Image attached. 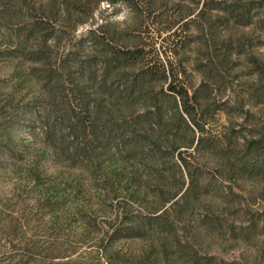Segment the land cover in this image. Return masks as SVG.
Listing matches in <instances>:
<instances>
[{
  "label": "trees",
  "instance_id": "1",
  "mask_svg": "<svg viewBox=\"0 0 264 264\" xmlns=\"http://www.w3.org/2000/svg\"><path fill=\"white\" fill-rule=\"evenodd\" d=\"M213 9L229 21L259 15L264 22V0H203L197 15ZM49 21L31 17L18 28V40L0 51V67L3 62L7 67L0 85L6 89V102L0 100V154L16 156L14 134L26 123L43 148L27 151L25 181L39 188L49 208L61 209L69 199L90 206L87 182L102 201L121 198L143 209L129 214L116 208L121 227L99 235L96 249L74 248L55 264H203L193 242L169 227L192 199L215 200L209 187L218 181L206 166L264 173L256 158L261 143L245 139L243 127L225 110L231 100L220 97L212 82L203 78L187 87L180 77L187 75L182 61L164 59L156 46L115 44L108 22H102L60 51L67 47L61 29ZM223 116L226 122L216 128ZM213 206L205 207L206 215ZM56 214L52 219L59 225L70 220ZM96 221L83 219L86 227L98 228ZM31 254L22 253L25 264L37 260Z\"/></svg>",
  "mask_w": 264,
  "mask_h": 264
},
{
  "label": "rangeland",
  "instance_id": "2",
  "mask_svg": "<svg viewBox=\"0 0 264 264\" xmlns=\"http://www.w3.org/2000/svg\"><path fill=\"white\" fill-rule=\"evenodd\" d=\"M32 1L41 11L25 0H0V51L18 40V28L31 17L51 19L48 23L61 29L62 44L67 47L61 45L60 51L90 28L108 22L106 30L113 43L154 45L164 59L182 61L187 75L180 77L187 87L197 86L203 78L212 82L220 97L231 100L225 110L237 127H243L245 139L261 143L256 158L264 163V22L259 15L235 22L213 9L199 16L203 0ZM76 8L85 13L78 15L73 11ZM2 59L0 52V64ZM4 63L0 85L7 72ZM5 92L0 87L2 104ZM226 119L223 116L213 125L221 128ZM14 137L16 156L0 154V264H25L27 257L22 253L27 252L37 258L32 264H55L74 248L83 250L90 245L96 249L99 235L122 226L115 218L116 208L129 214L143 211L121 198L102 201L93 189L89 192L87 182L85 193L93 194L90 206L69 199L61 209L49 208L39 198V188H31L25 181L30 160L27 151L41 152L43 143L26 123L17 127ZM204 170L218 181L216 188L209 187L215 200L192 199L190 209L177 212L180 221L169 229L193 242L203 264H264V173L241 175L212 165ZM209 205L214 211L208 216L205 207ZM53 213L65 214L70 220L59 225L52 219ZM84 218L96 219L98 228L86 227Z\"/></svg>",
  "mask_w": 264,
  "mask_h": 264
}]
</instances>
